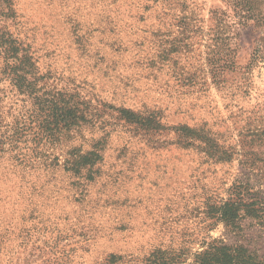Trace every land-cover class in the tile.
<instances>
[{"label": "rangeland", "instance_id": "obj_1", "mask_svg": "<svg viewBox=\"0 0 264 264\" xmlns=\"http://www.w3.org/2000/svg\"><path fill=\"white\" fill-rule=\"evenodd\" d=\"M243 8L0 0V264H146L183 247L194 264L213 240L264 256L251 220L202 222L236 179L258 185L240 160L264 161V136L243 137L264 131V0ZM183 128L241 156L220 165Z\"/></svg>", "mask_w": 264, "mask_h": 264}, {"label": "trees", "instance_id": "obj_2", "mask_svg": "<svg viewBox=\"0 0 264 264\" xmlns=\"http://www.w3.org/2000/svg\"><path fill=\"white\" fill-rule=\"evenodd\" d=\"M234 1L237 2V8H241L242 14L245 13L244 0ZM260 47L264 48V39H261ZM259 53L263 52L259 50ZM149 122L152 128L153 123L152 121ZM182 131H184V135H182L183 144L189 145L190 140H197L201 147L200 153H204L208 159H212L220 165L232 164L235 157L241 156L237 150L238 144L234 146L228 144V147L225 148V144L210 130L203 129L196 133V131L183 128ZM261 136H264V131H261L260 135L252 131L243 137L261 139ZM251 155L254 156L247 157L245 161L240 160V163L247 166L251 173L259 179L258 185H253L249 179L247 182L236 179L226 190L224 198L219 197L212 203L207 202L202 222H209L208 227L212 228L218 224H224L226 227L240 231L242 229L241 224L246 220H251L264 233V169L258 167V163H264V161L257 159L254 153ZM256 170L258 172L254 173ZM203 245L204 250L193 254L194 264H264V256H260L248 248L231 247L218 240L203 243ZM190 255L192 254H189V250L184 247L177 250L159 248L151 253L146 264H185Z\"/></svg>", "mask_w": 264, "mask_h": 264}]
</instances>
